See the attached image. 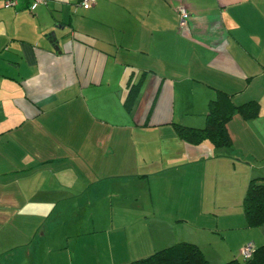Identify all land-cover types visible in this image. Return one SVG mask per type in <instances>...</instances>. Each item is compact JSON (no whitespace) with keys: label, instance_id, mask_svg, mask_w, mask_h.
Listing matches in <instances>:
<instances>
[{"label":"crops","instance_id":"0c3cea01","mask_svg":"<svg viewBox=\"0 0 264 264\" xmlns=\"http://www.w3.org/2000/svg\"><path fill=\"white\" fill-rule=\"evenodd\" d=\"M79 1H0V264H124L181 241L241 260L264 243L243 209L264 176V0ZM217 91L258 116L232 117L230 147L181 140Z\"/></svg>","mask_w":264,"mask_h":264},{"label":"trees","instance_id":"16d2710c","mask_svg":"<svg viewBox=\"0 0 264 264\" xmlns=\"http://www.w3.org/2000/svg\"><path fill=\"white\" fill-rule=\"evenodd\" d=\"M133 91V89H132ZM128 102L127 105H129ZM260 103L258 100H248L235 104L227 93L217 91L208 104L205 125L193 127L175 125L178 137L186 143L198 145L205 140H211L216 148L230 147L232 139L228 131V122L235 114L243 119L258 116ZM243 209L249 226L264 223V176L252 178L247 186ZM124 264H211L197 244L181 241L154 251L147 257L135 259ZM226 264H264V243L254 247L251 256L241 260L230 259Z\"/></svg>","mask_w":264,"mask_h":264},{"label":"rangeland","instance_id":"374dc122","mask_svg":"<svg viewBox=\"0 0 264 264\" xmlns=\"http://www.w3.org/2000/svg\"><path fill=\"white\" fill-rule=\"evenodd\" d=\"M207 166L209 168V165H207ZM161 167H162V169H160ZM191 167H193L197 173L198 172L201 173L202 166H199V164H193V165H191ZM153 168H157V169L159 168V170H160L155 174V176H154L155 181L154 182H156L158 184L157 189H161L162 185L165 184L166 182H168V179L170 178V176H172V174L168 169L163 168V166L161 164H158ZM165 174H169V175H165ZM170 182H171V180H170ZM170 182L167 183V185H165V187L163 188L164 193H166L167 191H168V193L174 192V184H172ZM124 185H126V184H124ZM124 185H122V187H124ZM190 185H191V181L189 182L188 187L186 189L187 193H208L209 189L213 188V185L211 183H209L207 185V187L202 182H200L199 184H195L193 186H190ZM189 187H192V188H189ZM203 187H205V189ZM152 189H154V188H152ZM184 228H186V227L184 226Z\"/></svg>","mask_w":264,"mask_h":264},{"label":"built area","instance_id":"2783aa9c","mask_svg":"<svg viewBox=\"0 0 264 264\" xmlns=\"http://www.w3.org/2000/svg\"><path fill=\"white\" fill-rule=\"evenodd\" d=\"M0 1L4 5H14L17 3L18 0H0ZM43 3H45V0H33L32 5H31V9L33 10L38 4H43ZM93 3H94V0H80L79 1V5L84 9L90 8ZM178 14L180 17V27H185L187 20L190 16L188 10L186 9V7L180 6L178 8ZM253 248L254 247L251 244H246L241 250L242 256L244 258L250 257Z\"/></svg>","mask_w":264,"mask_h":264},{"label":"water","instance_id":"95a60500","mask_svg":"<svg viewBox=\"0 0 264 264\" xmlns=\"http://www.w3.org/2000/svg\"><path fill=\"white\" fill-rule=\"evenodd\" d=\"M51 37H52L53 40H55V33L54 32L51 33Z\"/></svg>","mask_w":264,"mask_h":264}]
</instances>
